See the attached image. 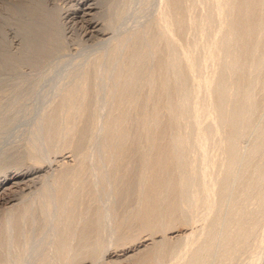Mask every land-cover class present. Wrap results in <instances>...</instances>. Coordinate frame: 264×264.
<instances>
[{
    "label": "rangeland",
    "instance_id": "rangeland-1",
    "mask_svg": "<svg viewBox=\"0 0 264 264\" xmlns=\"http://www.w3.org/2000/svg\"><path fill=\"white\" fill-rule=\"evenodd\" d=\"M0 182V264H264V0H0Z\"/></svg>",
    "mask_w": 264,
    "mask_h": 264
},
{
    "label": "bare ground",
    "instance_id": "bare-ground-1",
    "mask_svg": "<svg viewBox=\"0 0 264 264\" xmlns=\"http://www.w3.org/2000/svg\"><path fill=\"white\" fill-rule=\"evenodd\" d=\"M94 3V2H93ZM88 4V3H87ZM92 5V4H91ZM87 6V5H86ZM85 6V7H86ZM90 6V5H89ZM29 9H27V11L29 12V13H31L36 19H41V21H53V19L50 17V16H52L51 15V12H49V16L48 15H46L45 14V12L43 11V10H40L38 7H34V6H29L28 7ZM50 8V7H49ZM94 9V8H93ZM91 10V7H87V8H84L83 9V12H82V16H87L88 15V12ZM78 16V15H77ZM80 19V18H79ZM91 20V19H90ZM99 28V27H98ZM100 33V32H99ZM70 94V93H69ZM68 97V96H67ZM69 111V110H68ZM54 114V113H53ZM66 114V113H65ZM53 120V119H52ZM54 121V120H53ZM55 127V126H54ZM83 128V127H82ZM88 131V130H87ZM79 133H81V131H79ZM84 134H85V132H84ZM78 135V134H77ZM83 135V134H82ZM84 136V135H83ZM82 136V137H83ZM77 137V136H76ZM81 137V135L78 137V139ZM80 140V139H79ZM78 140V141H79ZM84 140V139H83ZM77 141V140H76ZM86 141V140H85ZM84 142V141H83ZM78 143V142H77ZM74 144V143H73ZM81 146V145H80ZM83 147V146H82ZM80 152V151H79ZM81 153V152H80ZM37 164V163H36ZM38 167V166H37ZM28 168V167H27ZM30 168V167H29ZM39 168V167H38ZM41 168V167H40ZM35 169V168H34ZM37 169V168H36ZM42 169V168H41ZM34 171V170H33ZM15 173V172H14ZM26 173V172H25ZM36 174V173H35ZM27 175V174H26ZM5 177V176H4ZM8 177V176H7ZM37 177V176H36ZM65 178V177H64ZM34 179V178H33ZM62 179V178H61ZM15 181V180H14ZM28 181V180H27ZM36 181V180H35ZM25 182V181H24ZM1 183V182H0ZM6 183V182H5ZM21 183H22V181H21ZM20 183V184H21ZM34 184V183H33ZM13 185V184H12ZM19 185V184H18ZM18 185H16V186H18ZM23 185V184H22ZM10 186V185H9ZM25 186H26V184H25ZM24 186V187H25ZM3 188V187H2ZM8 188V187H7ZM10 188H11V186H10ZM14 188V187H13ZM17 188V187H16ZM18 189V188H17ZM8 190V189H7ZM26 190V189H25ZM11 191V190H10ZM7 192V191H6ZM0 193H2L3 194V192H1L0 191ZM5 193V192H4ZM6 195H7V193H5ZM13 194V193H12ZM13 195H15V194H13ZM12 196V195H11ZM5 197V196H4ZM8 197V196H7ZM13 197V196H12ZM15 197V196H14ZM6 198V197H5ZM11 198V197H10ZM2 199H4V198H2ZM9 199V198H8ZM7 200V199H6ZM14 200V199H13ZM9 202V201H8ZM10 204H12V203H10ZM16 205V204H15ZM10 207V206H9ZM28 207V206H27ZM12 208V207H11ZM6 210V209H5ZM13 211V210H12ZM14 211H16V210H14ZM7 214V213H6ZM5 214V215H6ZM13 215V214H12ZM3 218H4V216H3ZM5 218H6V216H5ZM24 218V217H23ZM13 220V219H12ZM5 222H7V221H5ZM17 222H18V220H17ZM88 222V221H87ZM19 224V223H18ZM6 225V224H5ZM12 226V225H11ZM2 228V227H1ZM87 228V227H86ZM9 229V228H8ZM3 230V229H2ZM11 229H9L8 231H10ZM19 230V229H18ZM85 230V229H84ZM92 230V229H91ZM12 231V230H11ZM10 235V234H9ZM8 235V236H9ZM11 236V235H10ZM9 236V237H10ZM83 236V235H82ZM1 240V239H0ZM3 243V242H2ZM1 246V245H0ZM3 250V249H2ZM2 259V258H1Z\"/></svg>",
    "mask_w": 264,
    "mask_h": 264
}]
</instances>
